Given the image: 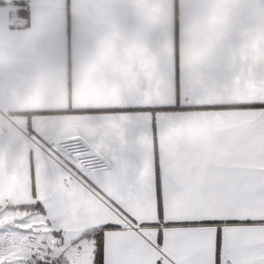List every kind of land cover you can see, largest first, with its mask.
I'll list each match as a JSON object with an SVG mask.
<instances>
[{"label": "snow or ice", "instance_id": "6c2138e0", "mask_svg": "<svg viewBox=\"0 0 264 264\" xmlns=\"http://www.w3.org/2000/svg\"><path fill=\"white\" fill-rule=\"evenodd\" d=\"M0 264H264V0H0Z\"/></svg>", "mask_w": 264, "mask_h": 264}]
</instances>
